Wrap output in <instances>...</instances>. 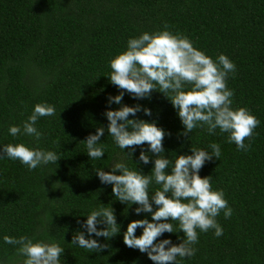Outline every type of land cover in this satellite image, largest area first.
<instances>
[{
    "label": "trees",
    "instance_id": "1",
    "mask_svg": "<svg viewBox=\"0 0 264 264\" xmlns=\"http://www.w3.org/2000/svg\"><path fill=\"white\" fill-rule=\"evenodd\" d=\"M165 25L214 60L224 54L235 63V73L227 78L234 91L231 107H246L260 121L257 135L245 141L250 149L241 151L219 128L211 135L196 128L183 136L176 109L158 91L150 99L124 94L122 104L151 110V116L140 111L137 118L155 121L170 133L163 141L166 158L190 155L191 148L211 153L212 143L221 148L219 159L207 161L199 175L211 176L213 190H223L232 216L226 219L221 211L216 220L223 235L199 232L196 254L177 257V264H264V0H0V147L24 143L60 157L57 164L34 170L6 155L0 158V264L25 259L16 255L17 246L4 242L5 235L58 243L65 249L61 264H154L146 253L123 243L128 223L151 221V214L137 215V205L116 200L112 186L102 184L95 170L109 171L123 162L151 175L154 161L139 162L140 147L133 160L128 157L129 149L124 153L109 136L104 113L121 106L108 104V97L120 91L108 78L110 60L126 50L130 38L162 31ZM38 103L56 110L38 119L41 139L12 137L9 127H22ZM101 126L105 133L98 146H105V154L90 159L84 140ZM157 187L153 183L149 191ZM111 207L120 233L110 240L92 235L108 248L96 253L71 243L77 231L87 236L81 227L87 215ZM171 223L177 233L159 239L179 244L184 234L177 221ZM141 234L138 228L136 235Z\"/></svg>",
    "mask_w": 264,
    "mask_h": 264
},
{
    "label": "clouds",
    "instance_id": "2",
    "mask_svg": "<svg viewBox=\"0 0 264 264\" xmlns=\"http://www.w3.org/2000/svg\"><path fill=\"white\" fill-rule=\"evenodd\" d=\"M167 29L165 25L162 31L144 32L130 38L126 50L109 62V81L120 91L118 95L108 97V104L121 106L105 111L107 132L120 149H129L124 153L132 160L136 148L140 147L139 162L147 165L154 161L151 175L143 174L138 167L130 169L123 162L115 163L109 171L95 170L102 184L112 186L116 200L137 205L134 209L137 215L151 214V221L145 218L128 223L123 243L128 248L146 253L154 264H177V257L194 256L199 232L214 230L216 237L222 236L223 228L216 217L223 211L224 217L230 218L233 210L223 190H213L212 177L199 175L207 161L213 157L219 159L220 145L210 144L211 153L191 148L190 155H178L174 160L166 158L163 141L170 133L158 127L155 121L137 118L140 111L151 116V110L140 104H122L124 94L128 93L134 99H150L152 93L158 91L176 109L184 127L183 136L188 137L196 128H205L211 135L219 128L221 133L229 134L228 142H234L241 151L250 149L251 144L245 141L253 140L257 135L254 130L260 124L248 108L231 107L234 91L227 87V78L230 73H235V63L224 54L214 60L194 47L187 36L173 34ZM55 112L54 106L38 103L22 127H9V134L12 137L20 134L33 136L39 141L43 134L35 127L38 119L54 116ZM104 133L103 126L97 127L96 133L89 134L84 140L90 159H100L105 154V146H98ZM145 144L147 151L143 150ZM149 152L153 155L150 156ZM0 153L3 154L0 158L6 155L29 170L50 162L57 164L60 159L53 151L31 148L24 143L3 145ZM153 183L159 187L150 192ZM86 217L81 227L86 229L87 236L84 231H77L71 243L99 253L109 245L93 239L92 235L110 240L120 233V225L112 207L93 210ZM171 221H177L179 232L184 234L182 238L178 237L182 241L179 244H173L170 239H159L164 233H177ZM98 225L103 227L98 229ZM138 228L142 229L139 236L136 235ZM3 239L5 243L17 246L16 255L25 257L23 264H61L65 249L56 242H34L27 236L14 238L5 235Z\"/></svg>",
    "mask_w": 264,
    "mask_h": 264
}]
</instances>
